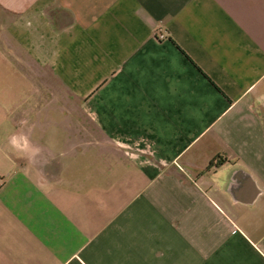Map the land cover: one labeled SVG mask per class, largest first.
<instances>
[{"label":"crops","instance_id":"obj_1","mask_svg":"<svg viewBox=\"0 0 264 264\" xmlns=\"http://www.w3.org/2000/svg\"><path fill=\"white\" fill-rule=\"evenodd\" d=\"M0 12V264H264V0Z\"/></svg>","mask_w":264,"mask_h":264},{"label":"built area","instance_id":"obj_2","mask_svg":"<svg viewBox=\"0 0 264 264\" xmlns=\"http://www.w3.org/2000/svg\"><path fill=\"white\" fill-rule=\"evenodd\" d=\"M160 39L164 38V35H161L159 37ZM126 150V153L129 157H138L140 154H145L147 156H153L154 155V151L150 148V146L148 145H141V144H134V145H130V146H125L124 147Z\"/></svg>","mask_w":264,"mask_h":264},{"label":"rangeland","instance_id":"obj_3","mask_svg":"<svg viewBox=\"0 0 264 264\" xmlns=\"http://www.w3.org/2000/svg\"><path fill=\"white\" fill-rule=\"evenodd\" d=\"M4 16H3V13L0 12V19H3Z\"/></svg>","mask_w":264,"mask_h":264},{"label":"trees","instance_id":"obj_4","mask_svg":"<svg viewBox=\"0 0 264 264\" xmlns=\"http://www.w3.org/2000/svg\"><path fill=\"white\" fill-rule=\"evenodd\" d=\"M209 168H211V164H210V166L208 167V169H209Z\"/></svg>","mask_w":264,"mask_h":264}]
</instances>
